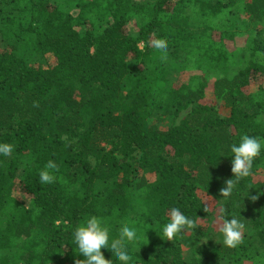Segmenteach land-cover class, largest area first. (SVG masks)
<instances>
[{"label": "trees", "instance_id": "trees-1", "mask_svg": "<svg viewBox=\"0 0 264 264\" xmlns=\"http://www.w3.org/2000/svg\"><path fill=\"white\" fill-rule=\"evenodd\" d=\"M262 23L264 0H0V143L13 145L0 155V264H76L73 232L92 215L110 243L136 229L133 264H264V149L220 193L229 146L264 138ZM172 207L195 227L167 240ZM225 216L244 224L234 248Z\"/></svg>", "mask_w": 264, "mask_h": 264}, {"label": "clouds", "instance_id": "clouds-1", "mask_svg": "<svg viewBox=\"0 0 264 264\" xmlns=\"http://www.w3.org/2000/svg\"><path fill=\"white\" fill-rule=\"evenodd\" d=\"M156 51L164 53L167 45L163 40L157 39L153 44ZM233 154L231 159V171L233 178L226 180L225 186L220 189L222 197H230L236 184L243 178L252 174L254 158L260 155L264 149V138L243 135L239 143L230 146ZM13 151V145L7 142L0 143V155L9 156ZM57 164L49 160L44 169L39 172L40 183L47 184L54 181V175L50 169H56ZM258 195L252 196L256 200ZM195 227V221L178 207H172L169 219L162 227V238L172 240L177 234ZM244 224L236 217L227 216L222 218L219 232L222 235L224 246L234 248L241 242L242 229ZM118 239L109 241V229L102 225L101 219L95 215L89 216L79 224L73 232L74 243L78 253L82 254L83 259L77 260L76 264H114V260L119 264H133L132 256L128 250V244L137 240V231L134 227L127 224L121 227ZM102 249L110 251L112 259H105Z\"/></svg>", "mask_w": 264, "mask_h": 264}, {"label": "rangeland", "instance_id": "rangeland-1", "mask_svg": "<svg viewBox=\"0 0 264 264\" xmlns=\"http://www.w3.org/2000/svg\"><path fill=\"white\" fill-rule=\"evenodd\" d=\"M256 27V26H255ZM260 28L261 29H264V23H262V24H260ZM187 77L188 76H186L184 79H187ZM182 79H183V76L181 77ZM183 79V80H184ZM209 102L212 104V105H214L215 106V108L218 110V112H219V114H220V116H222V117H226V115H228L229 114V110L226 108V106H225V104H224V101L223 100H221V99H219V98H217L214 94H210L209 95ZM184 117V114L178 119V121L179 120H181V118H183ZM153 121L157 124V127L158 128H166V127H171V126H175V125H177V123H178V121H175V123L172 125V119L170 118V117H159V116H154L153 118H152V123H153ZM20 194V193H19ZM199 195L203 198V199H206V195H205V193H204V191H203V189H200L199 190ZM19 197H20V199H21V195H18ZM212 205V207L214 206V203L213 204H211ZM202 244H207V240H204L203 241V243ZM209 246V245H208ZM186 253V255L187 254H191V252H189V251H187V252H185Z\"/></svg>", "mask_w": 264, "mask_h": 264}]
</instances>
